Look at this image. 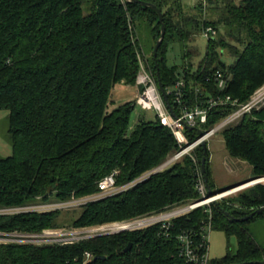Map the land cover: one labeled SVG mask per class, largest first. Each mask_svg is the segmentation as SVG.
<instances>
[{
    "label": "trees",
    "instance_id": "trees-1",
    "mask_svg": "<svg viewBox=\"0 0 264 264\" xmlns=\"http://www.w3.org/2000/svg\"><path fill=\"white\" fill-rule=\"evenodd\" d=\"M141 1L155 4L164 14L165 37L157 60L151 59L164 88L183 79L193 90H188L190 102L196 101L198 87L204 93L199 103L219 95L245 103L264 84V0H208L215 17L210 20L203 18V3L196 7L197 14L189 15L178 1L171 0L177 7L169 9H165L169 0ZM128 16L133 22L147 21L159 39L158 14L128 0H0V110L9 111L13 147V155H0V208L64 202L99 192V182L117 169V184L126 185L180 150L157 116L139 117L131 128L136 100L114 105L112 91L117 85L139 89L135 80L140 67ZM209 25H222L226 34L207 42L197 64L194 59L200 52L188 46ZM176 42L184 46L182 67L168 63L169 45ZM219 74L228 80L224 90L215 79ZM233 110L214 108L203 128H213ZM240 120L222 132L226 149L249 163L255 177L264 176V107ZM186 134L191 142L198 138L195 129ZM194 155L134 188L87 204L69 226H93L199 200L204 148H197ZM206 175L213 187L209 152ZM260 207H264L261 184L214 205L213 228L225 232L228 240L236 237L238 246L212 264L264 261V246L247 228L264 213L237 220ZM205 210L200 207L176 219L169 241L153 227L63 246L0 243V264H81L86 252L106 257L90 264H184L177 236L184 231L199 233L208 217ZM61 221L60 211L0 215V231L39 232L59 227ZM129 244L131 250L123 253Z\"/></svg>",
    "mask_w": 264,
    "mask_h": 264
},
{
    "label": "rangeland",
    "instance_id": "rangeland-1",
    "mask_svg": "<svg viewBox=\"0 0 264 264\" xmlns=\"http://www.w3.org/2000/svg\"><path fill=\"white\" fill-rule=\"evenodd\" d=\"M172 1L169 0L168 5H166L165 9H169L170 7H177V6H174L172 4ZM174 1H178L179 4H181V6L184 7L185 13H187L189 15L197 14L198 12L196 10V7L200 3H203V7H204L203 18L207 19V20L215 18L213 13L210 11L211 5L209 4L208 0H174ZM175 13H176V17H178L179 11L175 10ZM163 17H164V14H163ZM207 28L213 29V31H214V33L212 32L213 33V35H212L213 39L219 38L220 34H226L225 29L222 25H220V26L218 25V27H212V25H209L208 27H205L204 29L201 30V33H199L195 37L194 41L191 44H189V46H188L189 48H193V49L195 48V49L199 50V52H200L199 58L197 57L194 59L195 63H197V64L199 63V60L202 57H204V55L206 53L207 42L210 39H212L210 36H206ZM128 29H129L131 39H132L134 45H136L137 59H138L139 67H140L139 72L136 76L135 82L136 83L139 82V80L142 78L143 70L146 71V74L148 73L149 75H152L154 77L156 83H157L156 84L157 89H158L157 94L160 97V100H161L160 103L165 108H167V104H166L164 97H163V94L160 90L158 80L154 75L153 67H152V61H151L152 57L154 58V49H155L156 44H157L158 40L160 39V37L156 41L153 26L150 25L147 21L140 20L138 22H133V20L129 16H128ZM161 45H162V43H161ZM183 53H184V46L181 43L176 42V43L170 44L169 48H168V53H167L168 63L170 65H177L179 67H182L183 66V60H182ZM156 66H157V64H156ZM122 82H124V81H122ZM263 88H264V84L261 87H259L253 93V95L250 97V99L247 102H245V103L240 102L239 106L240 105L242 106V105H245V104L251 102L256 97L258 92ZM138 96H139V92L135 86H127L124 84H120V85H117L112 91V98L114 99V102H115L114 105L115 106L120 105V104L125 103V102H128V101L136 100L138 98ZM215 97H218V96H215ZM263 107H264V105L257 107V108H253L250 111V113H252L253 110H260ZM237 109H238V107H236L234 110H237ZM168 110H169V108H168ZM250 113H246V114H250ZM139 117H144L148 120H153L156 117V113H155V110L142 109V107H140L139 105H136V107H135V109L131 115V128L135 125V123L137 122ZM226 119H227V116L224 117L222 120H220L213 128H210V129L203 128L204 125H207L208 121L206 124L195 129L197 133H198V130H201L205 133L204 134L205 143H206V146L208 149L207 152H209V157H210V166H211V170H212V184H213V187H211V188L215 192V194L213 196H210L209 192H208L207 197H210L212 199L214 198V199L211 200L209 202V204L207 203V205L204 207L211 210L212 217H213L212 221H214V216H213L214 215L213 214L214 205L218 206L219 203H221L222 201H225V200L229 201V199H232L234 197H238L241 193L249 191V189H252V187H254L255 185H258V184L264 185V181H262L260 183L249 186L247 188L233 192L231 194H227V195H224L221 197H217L220 194H225L232 189L240 187L238 185L242 184L243 182H247L249 180L252 181V179L259 178V177L264 179V176L255 177L253 175V168L250 166L249 163H247L244 160L234 158V157L230 156V154L228 153L222 132L224 131V129L228 128L229 126L224 128L223 130H220V129L216 130L217 127L219 125H221ZM240 121L241 120H238L237 123H235V122L234 123L238 124ZM235 124H233V125H235ZM230 126H232V125H230ZM9 128H10L9 111L8 110H0V155L3 157H8V156L13 155V147H12L11 140H10ZM213 130H215V132ZM199 139H201V141L197 143V141ZM186 141L187 142L184 144L183 147L187 146L186 148L188 149V151H187L188 153L184 154L183 157H185L186 155L193 156L196 153L197 148L203 147L202 138H200L199 133H198V138L192 142L190 141V139L188 138V135H187ZM179 151H177V152H179ZM177 152L172 153L171 155H168L167 158L165 159V163H166V160L174 157ZM194 156L197 159V156L196 155H194ZM182 158L176 160L175 163L177 161L181 160ZM170 166H171V163H169V164L166 163L164 165L161 164L159 167L154 168L152 170H148L147 172L143 173L141 176H139L136 179H134L133 181L129 182L132 187L129 186L130 188H128L127 190L134 188L138 184L145 182L146 180H148L150 178V176L152 174H155L157 172L165 170V169L169 168ZM154 170H157V171L155 173H153ZM201 170H202V164H201ZM114 173H116L114 175L115 179H116L115 188L119 189V187L121 185L117 184V176L120 174V170L117 169L113 173H111L110 175H112ZM201 174H203V172H201ZM110 175H107L106 177H108ZM106 177H104L102 180H104ZM203 178L205 179V175L203 176ZM262 179H259V180H262ZM102 180L100 182H102ZM209 184H210V182H209ZM210 186H211V184H210ZM112 190H114V189H112ZM112 190L110 192H107V193L100 190L99 192H95L92 194L79 196V197L74 195L71 199L64 201V202H61V201L57 202L56 201V202L47 203V204L39 203V204L8 207V208H15V209H13V211H22L21 213H29V212L45 213V212H50V211H60L61 212V220H62L61 222L63 223V225H61L59 227H54V228H46V229H43L42 231H39V232H37V231H24V230L11 231V232L0 231L1 233L6 234L5 236H0V243H2V244H19V245L20 244L21 245H25V244L28 245L29 244V245H34L36 247L53 246L52 243H49V242L47 243V241L44 242L43 240H40V239H42V237H44L43 234L46 230L57 231L55 233H60V232L61 233H63V232L79 233V232H83V231H95V230H99V231L101 230L102 231V230H105V228H108V227H111V226L117 225V224L118 225L122 224L125 221L134 219V218L139 217V216L148 215V214H151L153 212H156V213L161 212V211L166 210L168 208H171L173 206L185 204V202L184 203H175L172 205H167L163 209L154 210V211L144 213L141 215H137V216H133V217H130L127 219L113 220L111 222L97 224V225H93V226H85V227H71V226H69V224L73 220H75L76 218H78L80 216L82 208L84 206H86L87 204L102 201L108 197L118 195V194L124 192V190H123V192L118 191L120 193H115L116 191H113L115 193L114 194L112 192ZM207 191H208V188H207ZM187 203H190V202H187ZM254 212H256V211H254ZM15 214H19V213H15ZM15 214L9 213L8 210L0 208V215H2V216H4V215H15ZM251 214H249V215H251ZM249 215H247L245 217H248ZM256 215H259V214H256ZM245 217H242L241 219H243ZM251 219H249V220H251ZM242 222H244V221H242ZM151 228H153V227H151ZM247 228L253 234V236L258 241V243L261 246H264V217H262L256 221L247 223ZM147 229H150V228L148 227V228H145L144 230H147ZM133 232H137V231H133ZM48 233H50V232H48ZM125 233H127V232H125ZM24 235H26L27 237H25L23 239L18 238V237H21ZM60 235H63V234H60ZM114 235H117V234H114ZM110 236H112V235H110ZM99 237H102V235L95 237V238H90L87 240H92V239H96ZM25 241H27L28 243ZM56 246H60V245H56ZM237 246H238V241H237L236 237H231L228 240V237L225 234V232L217 230V229H213V231L210 235V254H211V258L213 260L220 259V258L224 257L227 254L229 249L236 251ZM80 263H82V261Z\"/></svg>",
    "mask_w": 264,
    "mask_h": 264
},
{
    "label": "built area",
    "instance_id": "built-area-1",
    "mask_svg": "<svg viewBox=\"0 0 264 264\" xmlns=\"http://www.w3.org/2000/svg\"><path fill=\"white\" fill-rule=\"evenodd\" d=\"M213 29L207 28L206 36H210L213 38ZM216 81L218 84V88L221 90L226 89L228 85L227 77L219 74L216 76ZM142 84L143 90L139 92V96L136 99V105L142 107V109L146 110H155L156 116L160 119L162 124L168 127L173 135L175 136L177 142L180 144V151L176 153V155L172 158L166 160V163H174L176 160L182 158L184 154L188 153V149L183 147L187 142V134L186 130L188 129H196L207 123L209 113L214 108L231 106L233 109L238 107L237 110H233L227 116V119L217 127L216 130H223L224 128L233 125L238 122L246 113H250L253 108H257L264 105V88L261 89L256 97L249 103L245 105L239 106V101L237 99H233L231 96H211L210 98H206L203 102H198L202 100L203 91H201L198 87L194 88L196 93V101L190 102L189 92L193 90L188 89L187 82L183 79L179 80L174 86L165 88L166 94L168 98L171 97L174 104L171 103L172 111L168 110V107L165 108L161 105V100L159 95L157 94V86L156 81L152 75L146 74V71L143 70V76L136 83L137 87ZM189 90V92H188ZM188 97V98H187ZM170 100V99H169ZM198 100V101H197ZM190 103H193L190 105ZM177 111V113H176ZM235 122V123H234ZM215 132V130H213ZM201 139L197 141L200 142ZM165 162L162 164H166ZM157 170H154L155 173ZM116 173L106 177L102 182L99 183L100 190L103 192H110L112 189L116 191L115 193H120L126 191L130 188L129 184L122 185L119 189L115 188ZM132 187V186H131ZM118 188V187H117ZM197 189L200 194V200L181 204L178 206H173L161 212H153L148 215L139 216L134 219L123 222L122 224L113 225L111 227L105 228V230H95V231H83V232H70V233H55L57 231L46 230L44 232V237L42 239L44 242L52 243L53 245H69L76 244L83 240H87L90 238H95L98 236H107L114 235L123 232H133V231H141L145 228L157 227L159 230V235L165 239V241H169L172 239V229L174 227V221L182 216H185L192 212L193 210L204 207L209 204L211 200H213L208 196L207 186L202 177H200ZM120 191V192H118ZM114 193V192H113ZM114 193V194H115ZM219 196V195H218ZM8 210L9 213H21L22 211H13L15 208H3ZM208 217L207 220L203 221L201 230L199 233H195L192 231L183 232L177 236V240L179 241V258L184 261V264H212L213 259L210 254V235L213 231V221H212V213L210 209L205 210ZM50 232V233H48ZM58 234V235H57ZM63 234V235H60ZM0 232V236H5ZM40 236V235H39ZM18 237V236H17ZM27 237L26 235L18 237L23 239ZM31 238V237H30ZM27 242V241H25ZM28 243V242H27ZM95 257L92 253L86 252L84 255V259L81 264H90Z\"/></svg>",
    "mask_w": 264,
    "mask_h": 264
},
{
    "label": "water",
    "instance_id": "water-1",
    "mask_svg": "<svg viewBox=\"0 0 264 264\" xmlns=\"http://www.w3.org/2000/svg\"><path fill=\"white\" fill-rule=\"evenodd\" d=\"M130 2H136V3H140L142 4L143 6L145 7H149L151 9H153L154 11L157 12V14L159 15V21L161 23V36H160V39L158 40L157 44H156V47L154 49V59L157 60V54H158V50L161 46V43L163 42L164 40V37H165V33H166V28H165V24H164V17H163V13L162 11L157 7L155 6L154 4L152 3H149V2H145V1H141V0H128ZM157 77H158V83H159V87H160V90L163 94V97H164V100L167 104V107L169 108V110L171 112L172 111V108H171V104H170V101H169V98H168V95L166 94V91H165V88L159 78V72L157 71ZM139 90L142 91L143 90V86L140 85L139 86ZM198 133H199V136L200 138H202V145H203V148H204V157L202 159V172L203 174L205 175V183L207 185V188H208V192H209V195L210 196H213L215 194V192L212 190L210 184H209V181H208V178L206 176V160H207V146H206V143H205V136H204V132L201 131V130H198ZM259 179H262L261 177L259 178H255V179H252V181H254L255 183L254 184H257V183H260V180ZM248 182H251V180L247 181V182H243L242 184L238 185V186H242ZM224 191V190H223ZM222 191V192H223ZM221 192V191H220ZM217 193V192H216ZM219 193V192H218ZM264 213V207H261L259 208L258 210H256V212L252 213L251 215H249L248 217H245L243 219H237V220H240V221H248L249 219L253 218L256 214H262ZM132 248V244H129L126 249L123 251V253H127L131 250ZM106 257H95V261L96 260H105ZM259 264H264V261L262 262H258Z\"/></svg>",
    "mask_w": 264,
    "mask_h": 264
},
{
    "label": "bare ground",
    "instance_id": "bare-ground-1",
    "mask_svg": "<svg viewBox=\"0 0 264 264\" xmlns=\"http://www.w3.org/2000/svg\"><path fill=\"white\" fill-rule=\"evenodd\" d=\"M262 181H264V179L260 180V182H262ZM254 183H255L254 181L248 182V183H246V184H244V185H242V186H240V187H237V188H235V189L230 190L229 192H227V193H225V194H220V195L217 196V197H221V196H224V195H227V194H231V193H233V192H236V191H238V190H241V189L247 188V187H249V186L254 185Z\"/></svg>",
    "mask_w": 264,
    "mask_h": 264
}]
</instances>
